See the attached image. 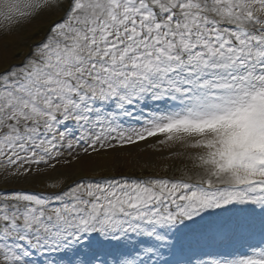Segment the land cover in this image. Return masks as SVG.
<instances>
[{"label":"snow or ice","instance_id":"1","mask_svg":"<svg viewBox=\"0 0 264 264\" xmlns=\"http://www.w3.org/2000/svg\"><path fill=\"white\" fill-rule=\"evenodd\" d=\"M43 10L0 69V170L163 137L196 171L0 191V264H264V0H0Z\"/></svg>","mask_w":264,"mask_h":264},{"label":"rangeland","instance_id":"2","mask_svg":"<svg viewBox=\"0 0 264 264\" xmlns=\"http://www.w3.org/2000/svg\"><path fill=\"white\" fill-rule=\"evenodd\" d=\"M61 16L58 11L43 10L32 19L5 25L0 31V68L13 62H19L29 50L23 42H35L42 37L51 23ZM31 35V36H30ZM33 37V38H32ZM21 51L19 59L13 53ZM155 145L141 141L138 145L123 149H109L99 153L84 154L79 157L67 153L55 167L40 165V171L34 170L27 176H9L0 170V189H38L57 190L60 182L72 174L82 178L98 177L107 174L129 173L137 175L157 174L184 177L195 174L191 150L184 151L181 145H161L158 151ZM161 156H164L163 158Z\"/></svg>","mask_w":264,"mask_h":264},{"label":"bare ground","instance_id":"3","mask_svg":"<svg viewBox=\"0 0 264 264\" xmlns=\"http://www.w3.org/2000/svg\"><path fill=\"white\" fill-rule=\"evenodd\" d=\"M179 147H180V148H183L185 152H186V150H188V149H185L183 146H179Z\"/></svg>","mask_w":264,"mask_h":264}]
</instances>
